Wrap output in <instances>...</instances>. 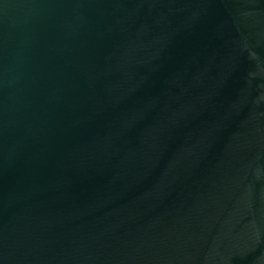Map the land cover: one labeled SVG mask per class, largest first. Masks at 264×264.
<instances>
[{
  "label": "water",
  "instance_id": "water-1",
  "mask_svg": "<svg viewBox=\"0 0 264 264\" xmlns=\"http://www.w3.org/2000/svg\"><path fill=\"white\" fill-rule=\"evenodd\" d=\"M0 264H264V0H0Z\"/></svg>",
  "mask_w": 264,
  "mask_h": 264
}]
</instances>
